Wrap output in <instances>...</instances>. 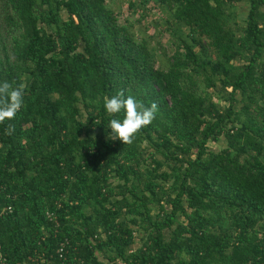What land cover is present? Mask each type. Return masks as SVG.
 I'll use <instances>...</instances> for the list:
<instances>
[{
	"label": "trees",
	"instance_id": "1",
	"mask_svg": "<svg viewBox=\"0 0 264 264\" xmlns=\"http://www.w3.org/2000/svg\"><path fill=\"white\" fill-rule=\"evenodd\" d=\"M150 1L165 66L106 0H0V82L27 85L0 123V264H264V0L241 24L237 0ZM120 89L158 105L132 144L107 138Z\"/></svg>",
	"mask_w": 264,
	"mask_h": 264
},
{
	"label": "clouds",
	"instance_id": "2",
	"mask_svg": "<svg viewBox=\"0 0 264 264\" xmlns=\"http://www.w3.org/2000/svg\"><path fill=\"white\" fill-rule=\"evenodd\" d=\"M26 86L23 82L19 84L10 83L7 80L0 82V123L14 119L21 110ZM104 108L113 117L123 114L122 118L110 119L107 128L111 131L107 138L113 141L119 139L125 145L132 144L136 134L152 122L158 105L152 102L151 105L146 106L134 96H126L125 91L120 89L110 98L104 97ZM12 131H14V126L8 125L6 133L11 134Z\"/></svg>",
	"mask_w": 264,
	"mask_h": 264
},
{
	"label": "rangeland",
	"instance_id": "3",
	"mask_svg": "<svg viewBox=\"0 0 264 264\" xmlns=\"http://www.w3.org/2000/svg\"><path fill=\"white\" fill-rule=\"evenodd\" d=\"M115 10L117 17L121 23L125 20L133 21V29L137 36H145L151 47L156 65L165 66L167 57L174 50V45L169 32L166 30L165 18L167 16V8L164 4H154L153 1L141 7L140 0H106ZM133 2V4H132ZM231 22L243 23V17L248 10V0H237L232 3ZM65 15V11H62ZM211 147L216 149L225 145L224 139L219 141H211ZM159 156V155H158ZM150 210L154 213L157 205L151 203ZM139 241L135 245H137Z\"/></svg>",
	"mask_w": 264,
	"mask_h": 264
},
{
	"label": "built area",
	"instance_id": "4",
	"mask_svg": "<svg viewBox=\"0 0 264 264\" xmlns=\"http://www.w3.org/2000/svg\"><path fill=\"white\" fill-rule=\"evenodd\" d=\"M8 208H10V207H8ZM49 214H52V213H49ZM62 250H63V246L60 245L59 248L57 249V251H58V252H62ZM0 259H2V254H1V252H0Z\"/></svg>",
	"mask_w": 264,
	"mask_h": 264
}]
</instances>
